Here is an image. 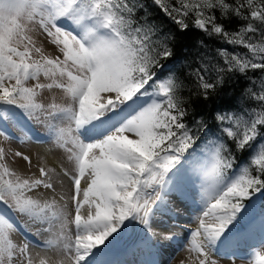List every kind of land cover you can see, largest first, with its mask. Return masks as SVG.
I'll return each instance as SVG.
<instances>
[{"label": "snow or ice", "instance_id": "obj_1", "mask_svg": "<svg viewBox=\"0 0 264 264\" xmlns=\"http://www.w3.org/2000/svg\"><path fill=\"white\" fill-rule=\"evenodd\" d=\"M152 3L172 21L173 29L161 31L146 10L138 15L145 7L141 0H0V135L13 138L3 127L6 122L24 134L20 139L27 136L9 119L8 108L13 106L33 124L44 126L57 143L64 136L59 123L70 121L77 149L68 151L72 162L68 169L40 167V178L30 180L21 179L3 162L6 153L0 148V264H34L32 242L18 244L11 238L14 229H29L9 213L25 217L36 229L34 236L55 234L54 250L63 257L61 264H85L89 257L105 264L94 250L119 233L126 221L143 225L160 244L186 232L179 248L195 253L194 264L226 260L234 264L237 256L225 258L218 246L231 243L239 248L253 232L254 221L241 213L245 202L264 190V80L258 89L252 81L245 93L258 103V113L253 109L244 119L215 110L213 119L219 123L209 125L203 113L189 111L181 95L184 81L171 69L165 74L162 61L176 63L177 41L193 29L221 43L247 48L251 59L217 49L223 66L200 57V67L189 73L195 78V91L189 97L204 100L225 90L236 73L244 76L249 69H264V43L245 39L249 33H259L264 40V0ZM234 20L245 23L233 31ZM45 46L58 50L63 59L45 55ZM41 73L52 82L39 83ZM29 80L37 83L28 87ZM44 88H63L70 105L38 103L39 90ZM97 123L107 128L91 137L83 135ZM225 136L235 150H252L249 167L257 175L249 167L227 175L233 159ZM14 155L32 164L28 155L19 151ZM66 178L68 201L61 206L27 194L41 188L63 189ZM195 189L201 203L192 218L198 222L195 229L161 231L153 226L158 205L170 202L173 195L188 198ZM69 202L74 215L68 212ZM259 219L264 226V207ZM51 244L45 240L35 246ZM255 261L264 264V255L256 253ZM38 264L47 261L40 259Z\"/></svg>", "mask_w": 264, "mask_h": 264}, {"label": "rangeland", "instance_id": "obj_2", "mask_svg": "<svg viewBox=\"0 0 264 264\" xmlns=\"http://www.w3.org/2000/svg\"><path fill=\"white\" fill-rule=\"evenodd\" d=\"M44 53L45 55L53 58L59 55L60 58L63 59L62 53H59L58 50H55L52 46H45ZM36 58L38 59L39 57ZM51 82L52 81L48 77H45L43 73L40 74L39 83L48 84ZM35 83H37L36 80H29L26 82V86L31 87ZM37 102L42 103L45 106L55 103L62 107H68L71 103V99L63 88H44L39 90ZM22 113L20 109L13 106L8 108L9 119L14 123L19 124L26 132L27 136L23 139H20V137L24 136L21 131L12 128L6 122L3 123V127L6 129L7 136L13 137L12 139H8L6 136L0 135V148H4L6 153L3 162L6 163L7 166L21 179L30 180L40 178V167H57L59 169L65 170L71 167L72 162L68 161L67 155L69 150H77L73 143L74 134L70 131V126L74 127V125H71V122L67 119L62 120L59 123V127L64 130V136L62 137L61 142L57 143L54 138L50 137V134L44 126L33 124L27 119L25 114L23 113V115ZM106 128L107 125H100L97 123L95 128L89 127V129L85 130L83 135L86 137H91ZM39 138H43V142L38 143L37 140ZM17 151L22 152L23 155H28L32 160V164H28L27 162L22 161L20 157H16L14 153ZM51 160H53L54 163H52ZM242 168L243 167L238 168V171H234L231 175H229V177L238 174ZM81 182H84V184L87 185L85 180L82 179ZM63 183L65 187L63 189L57 188L55 192L49 189L41 188L27 194L32 195L34 198H39L42 202L55 201L58 206H61L66 201H68L67 186L70 183V180L66 178ZM61 196H63V199H61ZM260 203L261 196L258 195L254 204L246 206L241 213V217H243L245 220L254 221V230L247 238L246 242L239 248L231 243L219 245L218 247V250L222 246L224 249L228 248L229 251L225 249L228 252L221 253L218 251V253L224 255L225 258L233 255V253L237 256L234 258V264H256L255 254L259 253L264 255V246L261 245V243H264V226H261L259 219ZM177 209H179L178 212L176 211ZM253 209H255V211H253ZM200 210L201 203L199 189H195L194 194L190 193L188 198L180 199L179 197L173 195L170 198V202L158 205L156 209H154L155 216L152 223L154 227H159L161 231H175L177 230L178 226L195 229L198 222L192 220V218ZM83 211H85V209H82V212ZM68 212L74 215V206L70 202L68 206ZM9 215H12L13 220L18 221L19 224H23L25 228L29 229L28 232H23L29 234L31 239L41 242L45 240L52 241V244L49 245L48 248H37L35 244L29 239V237L23 236L21 234L22 230H13L11 233V238L13 239L14 243L19 244L24 240L32 242L33 246L31 247L30 252L34 260V264H38L40 259H45L47 264H61L63 257L54 250L58 243L55 234L49 236L48 233H45L42 236H34L33 233L36 231V229L30 225L29 221L25 217L14 215L12 213H9ZM69 219H71V215L69 216ZM173 220H175V224L172 223ZM69 227L74 232V226L69 225ZM142 227L143 225L139 224L135 220L126 221L125 226L122 227L119 233L114 234L113 237H109L108 240L111 244V247L113 246V254L115 253L114 255H117L118 257H120V255L124 257L117 259L112 263L107 260V257L105 264H113L114 262L116 264H124L125 262L123 260L128 257H130V261L125 264H194L195 253L188 251L187 248H179L182 246L183 241L187 238L186 232H182L180 237H176L171 241L160 244L152 239L151 235L146 229L145 230L147 233H141ZM232 230L234 231V229ZM143 234L149 236L150 241L147 244H142V246L135 245L139 239L137 236L140 235L141 237ZM105 242H107V240ZM113 242L114 244H112ZM119 243H121V245L118 247L122 248L115 250V244ZM138 243H140V241ZM150 243L152 249L149 251ZM102 246L103 245H101L100 248ZM188 246L191 247L190 240L188 241ZM148 256H150L152 259H148ZM154 256L156 258L153 259ZM91 258L92 257H89L85 264H96L94 259ZM221 264H233V261L226 260L222 261Z\"/></svg>", "mask_w": 264, "mask_h": 264}, {"label": "trees", "instance_id": "obj_3", "mask_svg": "<svg viewBox=\"0 0 264 264\" xmlns=\"http://www.w3.org/2000/svg\"><path fill=\"white\" fill-rule=\"evenodd\" d=\"M141 2L145 7L137 13L138 15H142L143 11L146 10L149 13V19L151 22L158 25L161 31H168L169 29L174 28L172 21L163 12H161L155 4L152 3V0H141ZM171 2L175 3L176 0H171ZM231 2H234V0H231ZM244 23L245 22L243 20H234L231 30H238L239 27L244 25ZM249 37H251V40L249 41L251 43H264V40L260 39L259 33L256 35L249 33L245 36V39L248 40ZM198 40H203L205 42L204 45H199L197 43ZM219 48H226L229 53H236L243 58L251 59L252 57L249 50L241 45H228L221 43L218 38L207 37L203 33L193 29L178 39L176 47L174 48L177 58L176 63L162 61V63L166 65V68L164 69L165 74H167L171 69L184 81L186 87L182 90L181 95L186 101L189 111L203 113L204 118L207 119L209 125L219 123L213 119L215 110H223L224 112L232 113L233 115L244 119L250 118V115L253 114V109H256L257 113L260 111L258 103L255 100L250 99L247 95H245V93L247 89L252 86V81L256 82L258 89L260 82L264 80V69H249L244 76L240 73H236L228 81L225 90H221L219 94L210 96L208 100H204L202 97H198L196 95H191V97H189L190 91H195V78L190 76L189 73L194 72L198 67H200L201 56L206 57L213 65H224L223 57L218 55L216 51ZM261 55H264V53H261ZM185 77H187V79H185ZM215 131L219 132V128ZM201 135H203V133H201ZM224 139L232 150L233 159V166L231 169L227 170V175L229 176L234 171H238V168L240 167H249V158L252 154V150H248L246 152L237 151L230 139L226 136ZM258 142L259 138L255 143ZM249 172L253 176L257 175L252 167H249ZM260 194H262L261 208L264 207V190H262L261 193H256L250 198V201H246L245 207L253 204L256 197Z\"/></svg>", "mask_w": 264, "mask_h": 264}, {"label": "bare ground", "instance_id": "obj_4", "mask_svg": "<svg viewBox=\"0 0 264 264\" xmlns=\"http://www.w3.org/2000/svg\"><path fill=\"white\" fill-rule=\"evenodd\" d=\"M42 148V147H41ZM51 162L52 163H54L53 162V160H51ZM87 185H85L84 184V182H81V187L82 188H84V187H86ZM142 238V240H143V242L141 243V241H140V244H141V246H142V244H147L150 240H149V236H147L146 234H143L139 239H141ZM112 242V241H111ZM112 244H114V242L112 243ZM135 245H139V243L137 242V244H135ZM113 247V246H112ZM112 247H111V244H110V242H109V240H107V242H105V244L101 247V248H99V249H97V251H95V253H96V256L97 257H100V256H103V259H104V261L107 259V257H108V261H110V263H112L113 261H115V260H117V259H121V258H123L124 256H122V255H120V257H118L117 255H114L113 254V252H112ZM219 247V246H218ZM124 248V247H123ZM126 248V247H125ZM116 250V249H115ZM139 256H141V255H139ZM155 257H153V259H154ZM91 259H93V258H91ZM148 259H152L150 256H148ZM61 261V260H60ZM95 261V260H94ZM125 263H128L129 261H130V257H128V258H126V259H124L123 260ZM95 263H96V261H95ZM124 263V264H125Z\"/></svg>", "mask_w": 264, "mask_h": 264}]
</instances>
